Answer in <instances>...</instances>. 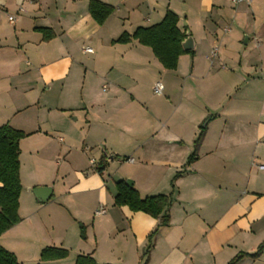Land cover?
Listing matches in <instances>:
<instances>
[{"label": "crops", "instance_id": "crops-1", "mask_svg": "<svg viewBox=\"0 0 264 264\" xmlns=\"http://www.w3.org/2000/svg\"><path fill=\"white\" fill-rule=\"evenodd\" d=\"M100 1L113 6L101 25L89 0H0V125L26 133L20 220L0 245L19 264H74L80 254L98 264H227L240 255L235 264H264V250L248 256L264 242V0ZM167 10L194 39L175 69L135 39L116 41ZM158 80L162 95L152 91ZM117 180L141 197L170 195L168 225L114 205ZM37 186L51 188L46 201ZM45 247L68 255L42 261Z\"/></svg>", "mask_w": 264, "mask_h": 264}, {"label": "trees", "instance_id": "trees-1", "mask_svg": "<svg viewBox=\"0 0 264 264\" xmlns=\"http://www.w3.org/2000/svg\"><path fill=\"white\" fill-rule=\"evenodd\" d=\"M89 13L98 23L104 21L113 12V6L100 0H89ZM178 17L173 12L167 10L162 20L147 27H137L131 33L123 32L117 42H128L137 40L139 43L149 46L159 62L167 69H175L178 56L187 51L181 47V41L185 38V31L177 27ZM45 32V30H42ZM204 128L201 129L194 141V149L188 156L186 164H190L196 157V151L200 144ZM26 136L21 130L11 127L9 124L0 125V234L16 224L20 218L18 216L19 195L21 183L19 176V142ZM104 168L103 162L97 166V171ZM116 194L113 204L116 206H127L132 211H141L154 218L160 219V226H167L169 215L167 213L171 206L170 195H153L141 197L129 180L115 181ZM156 230L148 235V242L143 255H147L153 246V237ZM80 236L85 238L84 228L80 226ZM264 250L262 242L255 253L248 254L252 258L258 257ZM68 255L64 248L45 247L40 253V260L62 259ZM231 259L227 264H235L241 257ZM0 264H19L16 255L0 245ZM74 264H98L91 255H77Z\"/></svg>", "mask_w": 264, "mask_h": 264}, {"label": "built area", "instance_id": "built-area-1", "mask_svg": "<svg viewBox=\"0 0 264 264\" xmlns=\"http://www.w3.org/2000/svg\"><path fill=\"white\" fill-rule=\"evenodd\" d=\"M231 2H232V4L237 5V4H240V3H250L251 0H231ZM8 19H9L10 21H13V16L10 15V16L8 17ZM83 50H84V51H90L91 49H89L88 47H84ZM163 88H164V87H163V84L161 83V81L158 80V81H155V82H154L153 87H152V91H153V93L156 94V95H162V93H163ZM111 158H112V155H108V154H105V153H104V162H105V163L108 162ZM126 160L132 162V161H133V158H127ZM89 162H90V164H92V165H96V166L100 164V162L97 163V162L95 161V159H93V158H91V159L89 160ZM258 168L263 169V168H264V165H258ZM104 211H105V210H104L103 208H99L95 213H96V214H102V213H104Z\"/></svg>", "mask_w": 264, "mask_h": 264}, {"label": "water", "instance_id": "water-1", "mask_svg": "<svg viewBox=\"0 0 264 264\" xmlns=\"http://www.w3.org/2000/svg\"><path fill=\"white\" fill-rule=\"evenodd\" d=\"M185 38L181 41V47L183 50L192 49L194 46V39L187 31ZM51 192V188L47 186H37L32 189V193L38 199V201L44 202L48 199Z\"/></svg>", "mask_w": 264, "mask_h": 264}, {"label": "rangeland", "instance_id": "rangeland-1", "mask_svg": "<svg viewBox=\"0 0 264 264\" xmlns=\"http://www.w3.org/2000/svg\"><path fill=\"white\" fill-rule=\"evenodd\" d=\"M230 21V20H229ZM230 23H231V21H230ZM229 22H228V25L230 24ZM230 25H232L233 26V23L232 24H230ZM225 33H227L226 35H227V37L228 36H230L231 35V32L229 31V32H225ZM233 33V32H232Z\"/></svg>", "mask_w": 264, "mask_h": 264}]
</instances>
